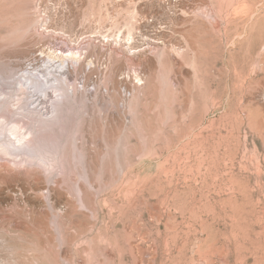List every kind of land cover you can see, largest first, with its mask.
Here are the masks:
<instances>
[{"label": "rangeland", "instance_id": "1", "mask_svg": "<svg viewBox=\"0 0 264 264\" xmlns=\"http://www.w3.org/2000/svg\"><path fill=\"white\" fill-rule=\"evenodd\" d=\"M12 125L53 129L40 146L76 165L95 139L107 161L59 264H264V0H0V134ZM105 132L126 144L102 158ZM76 168L58 184L72 200ZM40 169L46 187L62 176ZM2 207L12 232L24 202ZM27 232L15 254L55 238Z\"/></svg>", "mask_w": 264, "mask_h": 264}, {"label": "bare ground", "instance_id": "2", "mask_svg": "<svg viewBox=\"0 0 264 264\" xmlns=\"http://www.w3.org/2000/svg\"><path fill=\"white\" fill-rule=\"evenodd\" d=\"M41 111L42 108L37 111L38 114L44 115L43 113L41 114ZM67 129L61 127L60 135L67 132ZM88 130L90 129L84 128L83 125H79L76 129L71 131L73 134H78V136L75 137L78 140L82 136V133L84 134L85 131L87 133ZM49 131L51 133L54 132L53 129H46L45 131H42L43 133L41 135L39 134L37 136L33 130H25L22 132L20 126L12 125L10 128L6 129L3 134H0L2 136V138H0V154L5 156L21 157L20 163L23 166L21 169L19 166V168L15 167L16 169H13L9 163L14 164L15 166L18 163L11 159L0 163V210H3L1 207L4 205L14 206L22 202H24L25 205L24 212H15L16 214L13 212L15 215L10 213L7 219L10 220V222L6 220L8 222L7 226L12 230V232H9V230L6 232H0V264H59L58 261L62 260L60 259V251H55L53 249L55 246L57 248H62L65 242H69L73 239L75 233L70 231V229H80L78 220L75 216L82 215V212H90L91 214L95 213V205L93 204L94 200L93 195H91V191L100 187V185L98 186L96 184L94 170L96 167H99V176L101 178L107 176L108 172V168H106L107 161L103 162L101 159V162H98L97 158L92 156L94 150H96L95 147L97 146V142L95 139L91 140L89 143L90 146L87 145L88 142L86 143V140L82 143L79 141L81 143L80 146L76 143L77 141L75 142L76 147L78 148L79 146L77 151L79 150L78 156L81 158L76 165V162L75 164H72L74 161H70L71 156L68 155V152L71 149L70 145L60 149V151L58 150L59 152L56 151L55 153L54 151L52 155H48L50 152L46 153L42 149V146L40 145L47 138L46 136H48ZM88 133H90V131H88ZM70 134L72 135V133ZM61 137L62 136H60L59 141L61 140ZM122 138H120L119 141L117 140L116 143L111 144L108 141V134L105 132L103 137L104 141L102 142L105 153H99L100 157L104 158L105 155L107 156L110 147L122 149L126 144L124 141L122 142ZM36 145H38L37 148ZM19 148H27V151L23 150L21 151V154L17 155L15 154V150H19ZM74 151L75 150H73V152ZM89 152H92L91 156L88 154ZM70 154L72 155V152H70ZM75 154L76 153L73 155ZM75 161H77V159ZM79 163L82 168V176L81 180L77 183L75 199L73 198L72 200L67 196V194L69 193L70 195L71 192L69 191L66 193L65 191V194L64 191L60 189L61 186L58 184H63L64 181L67 182V180L73 178L72 176H74L75 169H78L76 166H78ZM58 166H60L62 176L54 180L52 186L46 187L45 183L42 182L43 177L40 168L48 171L49 168H56ZM102 183L103 187H105L106 184H104V182ZM63 185L62 187H64ZM17 187L20 188V190H18L21 191L18 198L16 195L15 197L12 196V193L16 191ZM44 188L48 190L47 194L41 193ZM27 191H31L33 193L27 195ZM22 197L24 198L23 200ZM46 203H48V206ZM61 205H63L62 208H60ZM4 217L7 218V216ZM49 222L53 226L56 240L53 238L54 240L47 239V242L44 239H42L41 242L40 240L38 241L36 250H38V246L44 250V254L41 256L36 252L34 255H32V253L15 254L13 249L7 247V243L16 240H18L19 243L31 245V240L23 238L26 234H28L27 231H29V227H32L34 231L38 232L41 236H45L46 227L49 225ZM64 229H68V231ZM80 231L82 230L80 229Z\"/></svg>", "mask_w": 264, "mask_h": 264}]
</instances>
